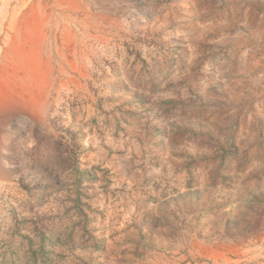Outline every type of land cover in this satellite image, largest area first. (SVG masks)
Masks as SVG:
<instances>
[{
    "label": "rangeland",
    "instance_id": "obj_1",
    "mask_svg": "<svg viewBox=\"0 0 264 264\" xmlns=\"http://www.w3.org/2000/svg\"><path fill=\"white\" fill-rule=\"evenodd\" d=\"M0 264H264V0H0Z\"/></svg>",
    "mask_w": 264,
    "mask_h": 264
}]
</instances>
